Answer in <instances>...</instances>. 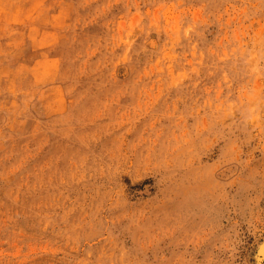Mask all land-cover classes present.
Segmentation results:
<instances>
[{"label":"rangeland","instance_id":"1","mask_svg":"<svg viewBox=\"0 0 264 264\" xmlns=\"http://www.w3.org/2000/svg\"><path fill=\"white\" fill-rule=\"evenodd\" d=\"M263 243L264 0H0V264Z\"/></svg>","mask_w":264,"mask_h":264},{"label":"bare ground","instance_id":"2","mask_svg":"<svg viewBox=\"0 0 264 264\" xmlns=\"http://www.w3.org/2000/svg\"><path fill=\"white\" fill-rule=\"evenodd\" d=\"M263 244H264V243H263ZM263 244H262V245H263ZM262 245L260 244V247H261ZM260 250H261V249H260ZM260 252H261V251H260ZM261 253H263V251H262ZM260 255H261V254H260ZM263 256H264V255H263Z\"/></svg>","mask_w":264,"mask_h":264}]
</instances>
